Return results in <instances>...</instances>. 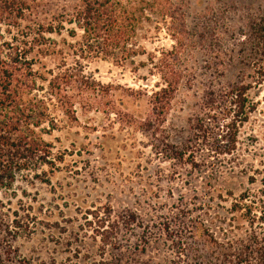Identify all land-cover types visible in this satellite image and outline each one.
<instances>
[{"label":"rangeland","instance_id":"obj_1","mask_svg":"<svg viewBox=\"0 0 264 264\" xmlns=\"http://www.w3.org/2000/svg\"><path fill=\"white\" fill-rule=\"evenodd\" d=\"M167 1L174 21L142 22L136 37L147 54L133 64L81 53V32L69 36V24L29 54L40 87L64 70L92 87L81 90L87 109L75 104L76 120L49 105L53 125L37 133L50 162L35 161L0 187V264H224L223 247L264 234L257 219L249 224L259 203L244 216L251 200L264 199V78L248 91L253 110L237 123L230 153L222 91L249 73L240 71L241 48L262 0ZM24 2L30 8L20 12ZM77 3L17 0L0 32L20 46L26 25L51 23ZM173 47H182L174 62L182 80L161 124L144 123L163 86L150 55L171 63Z\"/></svg>","mask_w":264,"mask_h":264},{"label":"trees","instance_id":"obj_2","mask_svg":"<svg viewBox=\"0 0 264 264\" xmlns=\"http://www.w3.org/2000/svg\"><path fill=\"white\" fill-rule=\"evenodd\" d=\"M169 4L167 0H78L71 11L54 15L51 23L26 25L28 33L21 34L20 46L5 40L0 32V187L12 185L15 173L29 169L33 162H50L47 144L37 133L49 119L53 125L49 114L50 104L55 102L70 120H76L75 104L87 109L81 90L88 91L92 85L83 75L64 70L48 79L45 88L38 85L29 54L35 47L47 42L48 38L44 35L59 33L65 24L73 25L67 33L75 37L77 29L81 32L77 43L81 53L100 54L112 58L116 63L133 64L136 57L147 54L136 37L138 30L143 28L142 22L150 21L153 15L169 17L174 21L175 13ZM21 6L20 12L30 8L25 2ZM14 11L17 12V0H0V23L7 22L5 20ZM19 17L21 20L25 18L23 14ZM180 49L182 47H173L166 52L174 55L171 63L165 57H158L154 62L155 55H150V64L158 71L163 86L149 98L151 114L144 123L156 121L158 126L169 109L182 80L179 69L174 65ZM241 51L240 71L248 70V75H239V79L222 88L231 106L228 111L231 117L227 123L229 137L223 153H230L235 148L237 123L246 121L253 110L248 91L264 78V0L258 7L256 19L249 20ZM161 55L164 53L161 52ZM39 90L44 91L45 95L38 97L36 92ZM261 185L260 193L264 196V177ZM246 198L244 196L242 199ZM253 204L257 205L259 215L249 217V224L257 219L264 225V199L251 200L245 206L244 216L250 214ZM234 244L237 246L229 244L222 248L212 239L210 246L222 248L217 258H221L224 264H264V234L258 237L252 232L248 239Z\"/></svg>","mask_w":264,"mask_h":264}]
</instances>
